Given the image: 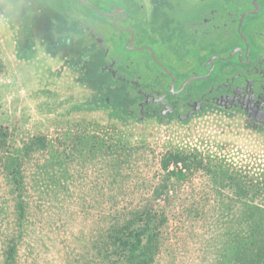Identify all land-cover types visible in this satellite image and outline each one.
Segmentation results:
<instances>
[{"label": "rangeland", "instance_id": "obj_1", "mask_svg": "<svg viewBox=\"0 0 264 264\" xmlns=\"http://www.w3.org/2000/svg\"><path fill=\"white\" fill-rule=\"evenodd\" d=\"M180 1L167 2L164 26H180L170 15L184 13ZM26 82L0 29V264L12 238V264H107L111 228L145 212L161 221L153 264H235L230 249L252 233L264 240V151L231 137L205 147L133 132L93 114L50 120L37 96L46 88L35 94ZM175 151L189 161L169 178L162 160Z\"/></svg>", "mask_w": 264, "mask_h": 264}, {"label": "flooded vegetation", "instance_id": "obj_2", "mask_svg": "<svg viewBox=\"0 0 264 264\" xmlns=\"http://www.w3.org/2000/svg\"><path fill=\"white\" fill-rule=\"evenodd\" d=\"M8 1L0 29L9 62L30 91L46 88L37 96L50 120L93 114L133 132L205 147L231 137L264 151V98L244 89L252 45L235 4L246 0L180 1L173 28L164 26L170 0Z\"/></svg>", "mask_w": 264, "mask_h": 264}, {"label": "trees", "instance_id": "obj_3", "mask_svg": "<svg viewBox=\"0 0 264 264\" xmlns=\"http://www.w3.org/2000/svg\"><path fill=\"white\" fill-rule=\"evenodd\" d=\"M0 135H5L0 129ZM19 153H17V156ZM17 157H13L10 162L9 174L16 173L13 169ZM189 161L187 155L175 151L168 152L163 157V169L169 178L181 177V171L177 172L179 164H183L186 167V162ZM174 166L175 170H170V166ZM19 213H22L20 217H23V208L20 203L17 206ZM253 213V212H252ZM262 213V214H261ZM254 214V213H253ZM262 218L264 217V211H260ZM159 221V222H158ZM161 221L157 220V215L150 212L144 214H134L130 218L126 219L123 225L111 228L110 243L106 249L105 260L107 264H153L155 258L159 252V235ZM249 240H243L230 249L239 263L235 264H264V240L257 239L256 234L249 236ZM4 248L2 251V264H12L15 262V246L16 244L12 239L4 241ZM249 246H251L249 248ZM249 248V249H248ZM227 263V262H226ZM220 263V264H226Z\"/></svg>", "mask_w": 264, "mask_h": 264}, {"label": "water", "instance_id": "obj_4", "mask_svg": "<svg viewBox=\"0 0 264 264\" xmlns=\"http://www.w3.org/2000/svg\"><path fill=\"white\" fill-rule=\"evenodd\" d=\"M226 5V4H224ZM236 10H243V16L239 26L243 27L247 37H250L251 45L246 44V54L253 66L252 70L245 77L244 89H249L251 95L258 100L264 98V0H246L235 4ZM238 14V11L235 12ZM241 34V30L233 29ZM243 33V32H242ZM222 60V59H221ZM264 103V100L262 101Z\"/></svg>", "mask_w": 264, "mask_h": 264}]
</instances>
